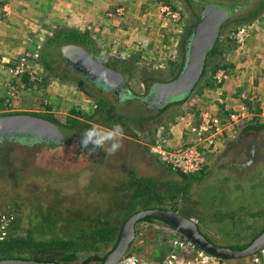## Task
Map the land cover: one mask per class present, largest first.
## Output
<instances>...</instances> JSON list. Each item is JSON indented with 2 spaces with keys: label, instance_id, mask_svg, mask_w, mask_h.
Returning <instances> with one entry per match:
<instances>
[{
  "label": "rangeland",
  "instance_id": "rangeland-1",
  "mask_svg": "<svg viewBox=\"0 0 264 264\" xmlns=\"http://www.w3.org/2000/svg\"><path fill=\"white\" fill-rule=\"evenodd\" d=\"M171 1L174 8L157 0H125L124 4L128 6L125 8V13L115 16L125 27L121 36H125L126 41L133 43L131 49L128 48V53L123 56L127 59L135 55L136 70L133 77L128 80V86L137 95L146 92L144 84L140 82L145 76L144 70L168 79L169 62L179 60V41L191 17L181 0ZM254 2L234 15H246L248 11L254 9L256 4ZM234 15L231 14L232 17ZM263 15L264 12L257 19ZM238 26L241 25H230L220 36L224 46L223 62L225 63L229 62L231 51L240 50L242 53L247 50L244 47L255 30L251 26L250 34L244 44L235 46L232 43V34ZM259 29L260 27L258 31H261ZM50 31L52 32V29ZM113 36L118 38L116 32ZM139 36H141L140 40L145 41L143 45L137 41ZM34 41L33 39L28 41L27 46H35L40 53L43 40L40 43ZM101 50L108 56L117 57L114 47ZM52 51L56 52V48ZM58 64L61 70L59 61H56L55 65ZM40 70L42 75L44 73L42 66ZM71 73L66 78L49 76L47 82L42 80L43 82L24 85L12 97L2 96L1 101L5 98L8 106L0 113L46 112L54 115L61 122L66 121L68 116L75 120H83V118L88 120L89 115L95 111V98L79 85L75 80L76 77ZM202 87L203 85L196 87L193 95ZM110 96L113 108L111 116L122 115L134 118L143 128H148L155 139L162 130L170 126L180 115H184V111L187 110L188 101L172 104L159 114L158 106L146 105L139 99L128 98L117 102L112 94ZM191 98L192 96L189 100ZM203 101L205 103V97ZM204 103L201 100L195 104L198 107L206 106ZM46 106H49V109ZM256 108L257 106L252 105L253 115L239 125L230 127V141L226 142L228 145L223 148L222 153H218L219 156L217 155L215 159L212 156L216 153L210 156L218 167L217 169L212 167L213 174L209 178L200 181L194 179L187 183H183L177 176L158 178V187L162 192L169 184H175L174 187L185 193L179 196V199L182 205L188 208L186 214L218 244L247 243L264 228V130L255 132L245 129L248 124L264 122V115H260ZM70 109L82 110L89 115L79 116L77 113H71ZM105 117L94 113L97 123L100 122L103 126L107 127L108 123L117 124L116 121ZM94 123L97 124L92 117L81 129H72L69 142L60 147L39 146V141L22 145L15 139L0 143V208L11 210L14 216L16 225L10 230L9 239L20 237L24 239L25 244L21 248L13 246L5 255L54 258L65 262L64 256L73 253L74 258L66 262L80 264L89 255L97 254L103 257L110 250L114 243L113 238L102 241L98 237L90 236L89 230L100 214L113 222L123 218L124 211L118 217L117 208L119 204L124 206L128 200L123 199L120 193L112 192L113 187L122 181L116 171L117 154H108L103 149L90 152V149H83L80 145L81 133ZM128 126L133 132L141 135L133 122L128 123ZM17 136L22 140H34L29 134ZM94 158L105 161L106 166L102 176L104 181H100L102 184H97L93 180L87 185V174H84V178H79L80 182L79 179H61L71 173L67 170H70L72 161L77 163L76 161L84 162L83 159ZM114 180H116L115 184ZM174 187L167 191L168 196L172 195L170 191ZM88 191L90 192L85 194ZM87 233L89 236H82ZM175 233L159 221L138 223L130 252L144 258H162L170 249ZM57 240H73L75 244L64 248L51 245L43 249L36 245L39 242L49 243Z\"/></svg>",
  "mask_w": 264,
  "mask_h": 264
},
{
  "label": "crops",
  "instance_id": "crops-1",
  "mask_svg": "<svg viewBox=\"0 0 264 264\" xmlns=\"http://www.w3.org/2000/svg\"><path fill=\"white\" fill-rule=\"evenodd\" d=\"M124 1L125 0H0V58L2 56L15 57L26 48L25 46H27L28 41L33 39L40 43L43 40L44 43V39L56 30L70 28L87 33L100 49L114 47L118 53L115 55L124 59L125 57L123 55L128 53V48L130 47L131 49L133 43L131 41H126L125 36H121L123 30H125L123 29L125 28L124 25H121V20H119L118 17H111L108 15L109 12L114 11L116 8L128 7L127 4H124ZM260 20L262 21L260 22ZM251 25L255 30L251 33L244 47L245 49L247 48V50H244L242 53L240 50L231 51L230 60L226 62V68L230 69L228 79L220 84H216L213 80V82H211L214 84L213 86L203 85L201 89L192 95L190 100H187L188 102L186 101L187 110L184 111V115H180L170 126L162 130L161 134L166 149L176 151L189 142L190 134L188 129L190 123L197 122L199 111L208 109L212 112L225 115L228 112L227 106L237 107L239 105V94L241 92H245L248 96H255L256 98L264 96V28L262 29V27H264V15L261 16L260 19H254ZM259 27L261 31H258ZM51 29L52 32L50 31ZM115 32L118 38H114L113 33ZM140 33L141 32H139L138 35H140ZM139 38H141V36L137 38V41L141 42V45H143L145 41ZM43 43H41V45H43ZM80 86L85 88L83 85ZM86 87L90 92L88 89L85 90L91 96L94 94L93 91L101 95L111 94L110 91L107 92L104 89L97 91L94 85H87ZM112 96L117 102L125 100L124 97H118L113 94ZM108 97L109 99L111 98L109 95ZM204 97L205 103L203 101ZM201 100L206 106L198 107V105L195 104ZM245 102L251 108V111L252 105L257 106L256 111L258 112V103L256 100L250 101L247 99ZM0 103V111H4L3 108H6V105H4L6 104V100L2 99ZM95 108L96 105L94 109ZM106 109H108V107L95 113L103 117L106 115L104 114ZM107 116L109 118L111 115L109 114ZM83 120L85 123L88 121L84 118ZM93 120L97 123L94 116ZM98 123V125H101L100 122ZM62 129L67 133L68 129L63 127ZM138 129L141 135L137 132H133L132 128L129 131L124 130V134L121 138L122 146L118 150V153L116 152L118 162L120 161V163L117 161L115 162L117 164L116 171L118 172V178H122V180L126 179L125 174L131 170H134L139 176H149L157 180V182H159V177H179L174 170H171L169 166L162 163L156 155L150 153L149 145L155 140L150 130L151 138H148V136H146V131L143 130L146 128L141 126ZM72 132L73 130L69 133V136ZM133 133H135L136 136H134ZM15 141L22 143V145L30 144L26 141ZM227 141H230V138L222 139L216 154L212 156L214 159L218 153H222L223 148L228 145L226 143ZM211 158L210 156L208 157L204 169L196 175L199 179L194 177L193 180H204L213 174L212 167L217 169L218 166L216 167V161L211 160ZM83 160L84 162H71V168L67 170L71 172L70 178L78 180L80 177L84 178V174H87V185H90L93 180L97 184H102L100 181H104L102 176L105 171V161L102 159L98 160L97 158ZM59 162L61 163L62 160ZM78 181L80 182L81 179ZM120 182L121 181H119L118 184ZM114 183H116V180H114ZM89 192L90 191L86 193ZM12 226L13 225H11L10 230ZM162 258H158L157 260Z\"/></svg>",
  "mask_w": 264,
  "mask_h": 264
},
{
  "label": "trees",
  "instance_id": "trees-1",
  "mask_svg": "<svg viewBox=\"0 0 264 264\" xmlns=\"http://www.w3.org/2000/svg\"><path fill=\"white\" fill-rule=\"evenodd\" d=\"M157 1L160 3H163L164 5H169V6L173 7L171 5L172 4L171 0H157ZM181 1L184 3V6L188 10L191 19L189 20V23L187 24L185 31L181 35V39L179 41V45H178L179 46V52H180L179 60L177 62H173V61L169 62V66H170L169 76L170 77L168 79L163 78V77L161 78V77L155 75L153 72L149 71L150 72L149 73L147 70H144L145 76H143L140 79V82L142 84H144L146 92L143 95H137L134 92H132L133 95L137 96V98H135V99H139V100H140V98L143 100L146 99V96H148L150 94V91L154 88V85L161 83V82H166V81L172 80L181 72V70L184 67L185 61H186L187 47H188V42H189V37H190L191 31H192L194 25L196 24L197 20L200 18L201 14H202V10H203L205 5L217 4L219 7L228 10L230 12V16L228 17V19L223 24L217 40L215 41L214 45L211 47V49L207 53L201 77H200L199 81L197 82V84L194 86V88L190 92H188L184 95H180L178 97L168 98L167 100H165L162 103L155 102V103L146 104L143 102V100L142 101L140 100L141 102H143L144 104L149 105V106L151 104H157L158 106H160V107H157V109H158L157 112L159 114L163 113L172 104H180V103L186 102L193 95V91L199 85H207V86L212 85L213 86L214 84H212L211 82H213L212 76L214 75V73L219 68L227 66V64L225 62H223L224 61V58H223L224 46L222 45V42L220 41V38H221L220 36L222 34V31L225 30V28L229 27L230 25L236 26V25H242V24H249L254 19L259 17L262 12H264V0H256L255 2L252 0L254 3H256L254 9L251 11H248L246 13V15H238V16L234 15V14L239 13L240 10H243V9L245 10L247 7L246 5L252 4L253 2L250 0H242V1H240V0H181ZM231 14L234 15V17H232ZM67 44H77V45L83 46L84 48H86V50L90 53V55L93 58L98 60L100 63H102L107 68H109L115 72L120 73L127 80V82H128V80H130L133 77L134 71L136 70L135 61H134L135 55L128 57L127 59H121V58H117V57L108 56L107 54L102 52V50L96 45V43L91 39V37L87 33L80 32V31L75 30V29L62 28V29L56 30L51 35L47 36L44 39V43H43L42 47L40 48L39 63L42 66L43 71H44V73L41 75L40 81L43 80V81L47 82V77H49V76L58 77V78H62V77L66 78L68 76V74L72 72L69 69H67L68 66L70 67L72 65L65 59V57L63 56V52L61 50V48ZM53 48H56V52L52 51ZM53 52H54V54H53ZM56 61H59L60 65L62 67L61 70L59 68V64H58V66L55 65ZM76 78H75V80L77 82H79L80 85H83L85 87V89H88L86 87L88 84L83 82V80L81 81L80 79H78V78L76 79ZM22 83H23V85L33 84L32 82H30L28 80L27 74L23 76ZM105 86H108V85L105 84ZM104 89L107 92L109 91L106 88H104ZM88 91H89V89H88ZM93 92H94L93 96H94L95 101H96V104H95L96 108H95V111L93 112V114L89 115V114H87V112L83 113L82 110L76 111L75 109H70V112L71 113H77L79 116H83V114H84L85 117H88V115H89L88 120H90L94 116L95 112H98L101 109L108 107V109H106L105 113H104V114H106L105 118L111 119V121L112 120L116 121L117 124L122 126L123 130H127V131L131 130V128L128 126V123H130V122H133L134 125L138 126V128L141 127V124H139L137 120H135L134 118H131V117H125L122 115H118L116 117L110 116L108 118L107 115H109V114L111 115V113L113 111L112 110L113 108L111 107L110 99L108 97V95L110 96L111 94L101 95V94H97L95 91H93ZM125 99H128V98H125ZM3 100H5V98H3ZM4 105L7 106V101H6V104H4ZM0 107H1V104H0ZM46 108L49 109V106H46ZM10 114H29V115L41 117V118L47 119L51 122H54V123L62 126L63 128H66L68 130H67V133H65V136L63 137L62 141L48 140V139H44V140L40 141L37 138H34V140L31 141V140H22L18 137L14 138L10 135H5V136L0 135V143L7 141V140H14L15 139L18 141H26L28 143L39 141V143H40L39 146L40 145H46V146L52 145L55 147H60L61 145L67 144L69 142L70 136L68 134L71 133L72 129H78V128L81 129V127H83V125H85L84 120H79V119L75 120V118H71L70 116L66 117V121L64 120L63 122H61L54 115L46 113V112H43V113L42 112H1L0 116L10 115ZM145 120H149V119L145 118ZM113 125H115V124L108 123L107 127H111ZM245 129L246 130H253L255 132H258L262 129L264 130V122L248 124V125H246ZM143 130L146 131V136H148V138H151L149 129L147 128V129H143ZM133 135L136 136L135 133H133ZM170 169L173 170L172 168H170ZM174 171H175V173H177V175L180 177V179L183 183H187L188 181H193L194 177L199 179V177L196 175L199 174V172H201V171H199V172L194 173V174H186V173H183V172H180L177 170H174ZM125 175H126V179L122 180L119 183V185L117 184L112 189V192L120 193L121 197L123 199L128 200L124 204V206H122L121 204H119V205L117 204L118 205V208H117L118 217L121 214V212H123V211H124L125 215L123 216V218L117 219L116 222H113L111 220L105 219L104 216L100 214L99 218L96 220V223L91 225V228L89 230V232H91L90 236L98 237L102 241L113 238L114 243L111 246V248H112L116 242L117 237H118L119 229L123 225L125 220L131 214H133L139 210L146 209V208L161 207V208L172 209V210L178 211L179 213L185 215L186 217H189V215L186 214V212H188V208H186V206L182 205V202L179 199V196H183L185 193L183 194L182 190H180L178 187H174L175 184H169V186L166 188V190L164 192H162L160 190V188L158 187L159 183L157 182V180H155L149 176H143V175L139 176L136 174V172L134 170L127 172V174H125ZM70 177H71L70 174H68L67 176H64L61 179H68ZM48 183H50V181ZM171 186L174 187L173 190L170 191V194H172V195L168 196L167 191H169V189L172 188ZM85 194H88V193H85ZM0 212L8 213V214H11L13 216V214L11 213V210H6L5 208H3V209L0 208ZM155 221H159L163 225H166L169 228H171L168 224H166L162 220H159L158 218H155L153 216H146L142 220H140L138 223H141V222L153 223ZM11 225H13V226L16 225L14 222V216H13V220H12ZM11 225H10V227H11ZM81 229H83V228H81ZM200 230L202 231L201 228H200ZM9 232H10V229H9ZM259 233H257L256 235H258ZM88 234L89 233L82 235V236H86ZM203 234L208 239H210L214 243L218 244L216 241H214L212 238H210L206 233L203 232ZM248 243L249 242L244 243V244L229 243V244H225V245L224 244H220V245L228 246L232 249H242L245 246H247ZM74 244H75V241H73V240H57V241H53V242H49V243H43V242L36 243V245L41 246L42 249L44 247L46 248V247L51 246V245H58L59 248H64L68 245H74ZM24 245L25 244H24L23 238L13 237V238L9 239V237H8L6 240L0 242V253L2 254V256H0V258L12 257V256H7L5 254L7 252H9V250H11L13 246H18L19 248H21ZM15 257L32 258V259H36V260L56 261V262L61 263V264H68L66 262V260L68 261V260L73 259L74 254L71 253V254L65 255L64 256L65 262H61L59 260L57 261L54 258H52V259H41V258L24 257V256H15ZM101 258H102V256H99L97 254H92V255H89L86 258H84L80 262V264H99Z\"/></svg>",
  "mask_w": 264,
  "mask_h": 264
},
{
  "label": "water",
  "instance_id": "water-1",
  "mask_svg": "<svg viewBox=\"0 0 264 264\" xmlns=\"http://www.w3.org/2000/svg\"><path fill=\"white\" fill-rule=\"evenodd\" d=\"M230 12L224 8L205 5L200 18L194 25L188 42L186 61L181 72L172 80L154 85L149 95H155L156 102L162 103L168 98L178 97L190 92L199 81L207 53L218 38L220 30ZM65 59L74 67L81 69L92 78L112 79L116 86L122 85L126 94H132L127 80L98 60L93 58L83 46L67 44L61 48ZM29 134L38 140L62 141L65 136L60 125L47 119L29 114H10L0 116V135ZM146 216H153L168 224L173 230L194 242L201 249L214 255L237 259L253 254L264 246V229L249 241L242 249H232L216 244L208 239L197 223L178 211L154 207L139 210L131 214L120 227L114 246L101 258L99 264H116L130 251L136 236V225ZM0 264H61L56 261L36 260L32 258L5 257Z\"/></svg>",
  "mask_w": 264,
  "mask_h": 264
},
{
  "label": "built area",
  "instance_id": "built-area-1",
  "mask_svg": "<svg viewBox=\"0 0 264 264\" xmlns=\"http://www.w3.org/2000/svg\"><path fill=\"white\" fill-rule=\"evenodd\" d=\"M123 13H125V8L122 7L116 8L108 15L114 17ZM251 26V24H243L236 28L232 34V43L235 46L244 44L250 34ZM39 57L38 49L29 45L15 57L2 56L0 58V98L4 95L12 97L19 88L23 87L22 78L26 74L30 82L40 81ZM229 70L222 67L214 73L212 78L216 84L228 79ZM247 99L256 100L259 114L264 115V96L256 98L241 92L239 105L237 107L227 106L228 112L225 115L208 109L199 111L197 122L190 123L188 129L190 138L185 146L176 151L168 150L164 147L163 136L158 134L154 142L149 145L150 153L156 155L162 163L173 170L186 174L201 171L208 157L217 152L222 139L230 138V127L239 125L247 117L253 115L251 108L245 102ZM12 220L11 214L0 212V242L8 238ZM116 264H264V246L246 257L224 258L201 249L190 239L176 232L170 249L162 259L144 258L128 252Z\"/></svg>",
  "mask_w": 264,
  "mask_h": 264
},
{
  "label": "clouds",
  "instance_id": "clouds-1",
  "mask_svg": "<svg viewBox=\"0 0 264 264\" xmlns=\"http://www.w3.org/2000/svg\"><path fill=\"white\" fill-rule=\"evenodd\" d=\"M123 134L124 130L119 124L106 127L94 123L81 133L80 145L83 149H90V152L103 149L108 154H114L122 146Z\"/></svg>",
  "mask_w": 264,
  "mask_h": 264
},
{
  "label": "flooded vegetation",
  "instance_id": "flooded-vegetation-1",
  "mask_svg": "<svg viewBox=\"0 0 264 264\" xmlns=\"http://www.w3.org/2000/svg\"><path fill=\"white\" fill-rule=\"evenodd\" d=\"M67 69L72 71L77 78H79L81 81L83 80V82H85L86 84L91 85V86L94 85V88L97 91L103 90L104 88H106L107 90H109L111 92V94L117 95L118 97L137 98V96H135L133 94H126L123 91V88L121 87L122 85L116 86L115 81L112 79L107 80V79H102V78L101 79L92 78V77L88 76L87 74H85V72H83L81 69H78L77 67H74V66H70V67L68 66ZM105 84H107L108 86H105ZM140 100L142 101L143 99L140 98ZM143 102L146 104L155 103L156 97H155V95H148V96H146V99L143 100ZM151 105L158 106L157 104H151ZM158 107H160V106H158ZM12 137H14V136H12Z\"/></svg>",
  "mask_w": 264,
  "mask_h": 264
}]
</instances>
